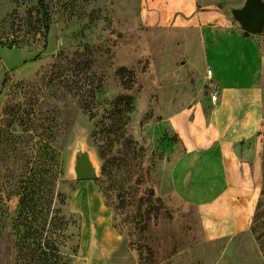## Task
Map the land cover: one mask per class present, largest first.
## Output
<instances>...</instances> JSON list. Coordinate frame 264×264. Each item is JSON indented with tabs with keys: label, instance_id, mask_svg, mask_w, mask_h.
I'll use <instances>...</instances> for the list:
<instances>
[{
	"label": "rangeland",
	"instance_id": "rangeland-1",
	"mask_svg": "<svg viewBox=\"0 0 264 264\" xmlns=\"http://www.w3.org/2000/svg\"><path fill=\"white\" fill-rule=\"evenodd\" d=\"M244 3L0 0V32L21 21L19 44H0V264H34L17 247L32 229L57 243V264H264L251 232L258 220L264 238V31L244 32L234 20ZM206 44L235 70L242 62L221 76L230 90L242 76L238 97L262 94L250 102L259 111L216 116L221 101L210 96L221 99L220 73L214 66L207 77ZM229 137L241 154L246 142L259 146L255 160L241 162L244 183L230 176ZM211 145L216 159L200 164L212 173L198 176L194 195H160L167 162L207 155ZM81 154L93 180L76 179ZM50 179L65 204L49 209ZM23 187L36 194L27 209Z\"/></svg>",
	"mask_w": 264,
	"mask_h": 264
},
{
	"label": "crops",
	"instance_id": "crops-1",
	"mask_svg": "<svg viewBox=\"0 0 264 264\" xmlns=\"http://www.w3.org/2000/svg\"><path fill=\"white\" fill-rule=\"evenodd\" d=\"M188 4V3H187ZM187 6V5H186ZM211 49L212 55L207 56L205 58V62H207L209 65H211V68L215 66L217 72L220 73V84L222 88V94H221V99L219 97V92L218 93V102L219 100L221 101L220 107L218 108V111L216 112V116L220 117L221 120H225L226 114H229L230 112L233 111H244L248 107H256L257 111H259L260 105H253L251 104L253 101H257L258 99L260 100L262 98V94H254L249 93H242L239 97L237 96L236 92L233 91L234 87L236 85H239V79L240 75L236 76V81L233 82V87L230 90L227 88L228 86L224 84L223 77L221 76V72L223 68H234L235 74L236 70L238 67L242 66V62L237 64L236 70H235V64L232 63L228 57L226 56L224 51H221L218 47L216 46H209L205 45V51ZM209 53V52H207ZM208 55V54H207ZM212 71V77L214 75V69H211ZM211 77V78H212ZM210 78V79H211ZM238 81V82H237ZM230 91L231 94L229 93ZM259 96V98H258ZM251 102V103H250ZM232 107L231 111L229 113H226L227 108ZM226 113V114H225ZM223 129L227 128V124L223 123L222 125ZM233 141V137H229L226 140L222 142L224 145V155L226 156V160H232L233 164L231 165V173L230 176L233 179V182H239V183H244L245 180L243 179V167H241V162L242 165H246V161L249 160H255L256 157L258 156L259 152V146L257 144L255 145H250L248 142L245 143L244 150L242 151L241 154V148L236 150L235 148H231L230 143ZM218 151L212 148L211 145V151L209 154L204 155L202 152L199 151H188L185 152L183 155L180 156V158L169 161L166 163V168L163 171V179L162 185L160 186L161 188V194L160 195H171L175 199H177L179 202H183L185 199L189 198V194H195L196 192V186L200 181L197 180L199 175H211V171L201 169V161L204 160H211V159H216V156L218 155L216 152ZM238 154V155H237ZM238 160H235L237 159ZM221 157V156H220ZM202 158V159H201ZM217 171H221L224 169V167L220 164L216 167ZM167 172V175L165 174ZM167 178V179H166ZM194 178V179H192ZM199 181V182H198ZM170 186V187H169ZM164 188V190H163ZM172 191V193H171ZM183 200V201H182Z\"/></svg>",
	"mask_w": 264,
	"mask_h": 264
},
{
	"label": "trees",
	"instance_id": "trees-1",
	"mask_svg": "<svg viewBox=\"0 0 264 264\" xmlns=\"http://www.w3.org/2000/svg\"><path fill=\"white\" fill-rule=\"evenodd\" d=\"M41 2V0H39ZM45 18L48 17L46 13L43 14ZM20 18L14 17L12 22L10 23L9 32L4 30V28H1L3 30L0 32V44L7 45L8 47L16 46L19 44V37H18V30H20ZM5 31V32H4ZM244 37H246V34H244ZM59 169V168H58ZM58 174L61 175L62 172L59 169ZM57 179V178H56ZM48 188L47 191L43 193L44 198V206H47L49 209L52 208L54 203L58 202L60 206L65 204V197L61 195L60 193L56 192V185H54V181L50 179L48 182ZM23 194H21V200L20 204L23 209H27L30 204H32L34 200V196L36 195L35 192L32 190V187L24 188L23 187ZM60 214L59 211L56 213L55 219L58 222V225L61 227L67 226V224L64 223V220L60 217H58ZM44 222L47 220V214H44ZM55 220V222H56ZM52 220L50 221V223ZM259 221L255 220L253 222V225L251 227V232L254 235L260 251L262 255L264 256V238L260 237L256 234L255 228L256 225H259ZM18 234L20 232L18 231ZM29 240H33V242L29 243ZM17 247L21 251H28L31 257L33 258L30 260V263L34 264H57V260L59 257V250L58 245L55 241L49 240L48 242H42L40 238V233L36 230H31L29 233H24L23 235H20L19 241L17 242Z\"/></svg>",
	"mask_w": 264,
	"mask_h": 264
},
{
	"label": "water",
	"instance_id": "water-1",
	"mask_svg": "<svg viewBox=\"0 0 264 264\" xmlns=\"http://www.w3.org/2000/svg\"><path fill=\"white\" fill-rule=\"evenodd\" d=\"M232 15L244 32L257 35L264 31V0H245L244 5L233 10ZM75 174L78 181L95 178L94 168L87 154L79 156Z\"/></svg>",
	"mask_w": 264,
	"mask_h": 264
},
{
	"label": "built area",
	"instance_id": "built-area-1",
	"mask_svg": "<svg viewBox=\"0 0 264 264\" xmlns=\"http://www.w3.org/2000/svg\"><path fill=\"white\" fill-rule=\"evenodd\" d=\"M207 77L210 79L212 77V71L210 69L207 70ZM212 104L216 105L218 103V93L214 92L210 96Z\"/></svg>",
	"mask_w": 264,
	"mask_h": 264
}]
</instances>
